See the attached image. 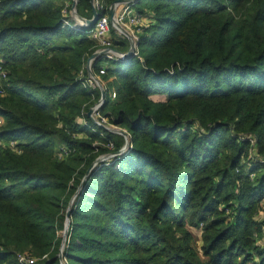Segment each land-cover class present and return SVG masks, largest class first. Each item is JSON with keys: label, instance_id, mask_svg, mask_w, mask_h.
<instances>
[{"label": "trees", "instance_id": "obj_1", "mask_svg": "<svg viewBox=\"0 0 264 264\" xmlns=\"http://www.w3.org/2000/svg\"><path fill=\"white\" fill-rule=\"evenodd\" d=\"M69 1L0 0V264H264V0H137L138 55L92 67L130 143L78 195L126 139L88 115L100 44Z\"/></svg>", "mask_w": 264, "mask_h": 264}, {"label": "built area", "instance_id": "obj_2", "mask_svg": "<svg viewBox=\"0 0 264 264\" xmlns=\"http://www.w3.org/2000/svg\"><path fill=\"white\" fill-rule=\"evenodd\" d=\"M137 0H127V1H119L114 0L110 5H106L105 0H94V5L97 7L98 12L100 13V16L93 27L90 29H87L86 32H88L93 39L98 41L100 44V48L97 50L99 57H102L104 59H122L123 57L119 55L116 51L113 50L114 47V39H110L108 36L109 31L111 30V26L116 28L121 33H126L129 36L137 37L136 31H141L144 29V27L147 26L145 24L146 18L144 19V14L139 12L135 8V3ZM114 7L115 8V14H114V21L111 20V14L110 9ZM66 12V10H65ZM66 17V15H65ZM65 23L67 25H70L69 21L65 19ZM147 23V22H146ZM89 27L85 25L83 22H79V24L74 27L76 29L86 28ZM114 33V31H113ZM138 54V53H137ZM94 61V60H93ZM92 62V67H93ZM87 68V67H86ZM93 71V68H92ZM105 73V70L100 69L99 73H94L92 75H88V77L85 79V84L91 88H96L102 86L101 79L102 75ZM113 97L116 96L115 91L112 92ZM105 98L101 97V99L92 107L93 113L98 111L99 117L107 120L106 117H104L101 114V111L99 112V107L104 104ZM100 107V108H101ZM252 144H255V139L251 138ZM1 144V143H0ZM257 161H260L264 164V156L256 158ZM255 160V161H256ZM19 261L24 264H31L34 262V258H30L26 254H19Z\"/></svg>", "mask_w": 264, "mask_h": 264}, {"label": "water", "instance_id": "obj_3", "mask_svg": "<svg viewBox=\"0 0 264 264\" xmlns=\"http://www.w3.org/2000/svg\"><path fill=\"white\" fill-rule=\"evenodd\" d=\"M91 1V5H92V12H93V15L91 18H84V17H81L79 14H78V10H77V4H78V0H73V9H74V13L76 14V22H83L85 25L87 26H92L96 23V21L98 20L99 16H100V13L98 12V9L97 7L94 5V0H90ZM119 1H127V0H119ZM110 14H111V20L114 21V14H115V8L112 7L110 9ZM127 33V32H126ZM138 42L136 44L132 43L131 45V48L127 51V52H121L117 49H114V51H116L119 55H121L124 59H127V58H130V57H133L135 54H134V51L136 49V46H138ZM100 55H98V53H94L90 56V58L88 59V62H87V70L89 72V75H92L93 74V71H92V62H94L93 60H96L98 59ZM101 94H102V97L105 98L106 96V90L104 88H101ZM93 113V109L91 108L88 112V115L91 117ZM110 129V128H109ZM118 133H120L121 135H124L125 136V139H126V142L124 144V146L121 148V150H119L118 152L116 153H113L112 155H109V156H104V157H98L96 159V161L90 166V168L87 170V173L85 175V177L83 178L77 192H76V195H78V193L80 192V190L82 189V186H83V183L85 182L86 178L88 177V175L91 173V171L96 167V165H98L100 162H102L103 160H106L108 157H115L117 155H122L124 154L126 151H127V148L129 146V143H130V137L129 135L127 134V132L121 128L119 129H112ZM72 204H73V201L70 202L69 204V208L67 210V213H66V222H65V229H64V238H63V242H62V247H61V250H60V257L62 258L63 256V247H65V242H66V239L68 237V228H69V225H70V222H71V207H72Z\"/></svg>", "mask_w": 264, "mask_h": 264}, {"label": "rangeland", "instance_id": "obj_4", "mask_svg": "<svg viewBox=\"0 0 264 264\" xmlns=\"http://www.w3.org/2000/svg\"><path fill=\"white\" fill-rule=\"evenodd\" d=\"M69 1V0H68ZM69 4H70V6H69V8H67V11H66V20H68L69 21V23H70V25L74 28V27H76L79 23L78 22H76V14L74 13V9H73V0H72V5H71V3H70V1H69ZM137 9V8H136ZM78 10V9H77ZM78 14H79V12H78ZM81 17H84V16H82L81 14H79ZM144 16V19L145 18H147V16L146 15H143ZM84 18H87V17H84ZM72 20H74V22H71ZM150 23V21L148 22V23H146L145 22V24H149ZM113 31H114V33H113ZM143 32V29L141 30V31H136V36L137 37H133V36H129L128 34H126V33H121V32H119L116 28H114V27H112L111 26V30L109 31V33H108V36H110L109 38L110 39H114L115 37H117L116 39H119V40H122V41H125V42H127L126 44H128V46H127V48H128V50L131 48V45H132V43H134V44H136L138 41H139V38H140V35H142L141 33ZM138 51H139V47L138 46H136V49H135V51H134V54L135 55H138L137 53H138ZM125 52H127V51H125ZM1 60H2V58H1V56H0V69H1V65L4 63V61L2 60V62H1ZM105 63H106V61L105 60H102L101 61V64H103V65H105ZM87 66V65H86ZM112 80V78H109L108 80H106V79H104L103 77H102V79H101V84H102V86H100L101 88H104V89H106V85H107V83L109 84V81H111ZM111 85H109V87H110ZM101 107V106H100ZM99 107V112L101 111V108ZM93 109V108H92ZM91 120H93L94 121V123H96V124H98V125H103L104 127H106V128H110V130H112V129H119L120 127L119 126H117L116 124H114V123H111L110 121H109V119H107L106 121L104 120V119H102V118H100L99 117V114H98V111L97 112H94V113H92V115H91ZM3 120L1 119V121H0V127L3 125L2 122ZM81 122L82 123H84L85 122V120L84 119H81ZM122 129V128H121ZM124 130V129H123ZM126 131V130H125ZM257 218L259 219V220H263L264 219V210L263 211H261L258 215H257ZM188 227H189V229L191 230V232H192V234H193V243H194V247L196 248V250L200 253V254H202V252H201V246H202V244H203V239H202V235H203V228L201 227V226H192V225H188ZM63 235H64V232H63ZM68 243V239H66V242H65V246H66V244ZM260 244H263L264 243V240H261L260 242H259ZM62 247V246H61ZM64 249H65V247H63V252H64Z\"/></svg>", "mask_w": 264, "mask_h": 264}, {"label": "crops", "instance_id": "obj_5", "mask_svg": "<svg viewBox=\"0 0 264 264\" xmlns=\"http://www.w3.org/2000/svg\"><path fill=\"white\" fill-rule=\"evenodd\" d=\"M150 17H151V16L149 15V17L146 18V22H147V23H148L149 21H151Z\"/></svg>", "mask_w": 264, "mask_h": 264}]
</instances>
